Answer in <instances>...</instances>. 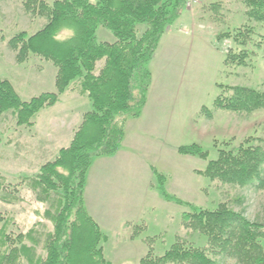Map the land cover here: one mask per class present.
I'll list each match as a JSON object with an SVG mask.
<instances>
[{
  "label": "trees",
  "instance_id": "1",
  "mask_svg": "<svg viewBox=\"0 0 264 264\" xmlns=\"http://www.w3.org/2000/svg\"><path fill=\"white\" fill-rule=\"evenodd\" d=\"M184 1L22 0L25 13L45 22L32 34H13L7 45L18 63L30 56L50 61L55 67L54 89L23 100L8 79L0 78V124L11 117L16 128L28 130L37 114L56 104L67 91L88 98L91 108L52 160L42 163L36 173L20 176L34 199L44 204L42 218L52 227L43 231L33 226L14 233L8 228L14 223L8 213L0 226V264H107L102 253L106 235L84 203L87 173L96 157L113 155L120 148L126 120L140 114L151 82L149 63ZM239 1L246 23L217 33L226 42L228 68L246 66L250 44L261 47L264 43V0ZM100 26L113 34V41L97 39ZM254 37L262 40L256 42ZM214 107L258 111L264 109V91L221 85ZM223 145L200 173L220 183L253 185L264 191V138ZM178 151L207 158L197 143L181 145ZM4 185L7 189L8 184ZM159 188L164 198L185 208L181 227L200 234L204 244L176 237L163 254L156 255L151 251L152 238H147L148 251L137 264H264V223L250 221L226 202L213 208L198 207Z\"/></svg>",
  "mask_w": 264,
  "mask_h": 264
},
{
  "label": "rangeland",
  "instance_id": "2",
  "mask_svg": "<svg viewBox=\"0 0 264 264\" xmlns=\"http://www.w3.org/2000/svg\"><path fill=\"white\" fill-rule=\"evenodd\" d=\"M21 2L0 0V78L8 79L20 98L28 100L41 92L53 91L55 67L36 56L18 63L8 47L7 41L13 34H32L45 22L25 13ZM243 10L239 0H201L191 9L181 8L171 27H181L189 33L185 49L177 62H172L169 50L165 55L162 44L159 65L158 61L153 64L158 80L153 95L159 97L158 93L167 89L166 109L158 108L155 117L150 113L139 121L128 118L124 125L128 153L89 167L88 172L92 169L88 181L96 187L93 185L95 193L90 190L89 194L100 208L98 219L106 235L102 253L107 264H137L148 251L147 238H152L151 251L156 255L163 254L176 237L195 245L204 244L200 234L181 228L185 208L164 198L159 186L191 205L213 208L226 202L234 210L243 211L250 221L264 223V191L253 185L220 183L200 173L224 142L236 146L247 138H256V142L264 138V109L248 113L214 107L221 85H243L264 91V43L261 47L250 44L252 53L246 66L228 68L224 63L226 42L217 33L245 24ZM191 29L194 33L190 37ZM96 34L100 41L114 40L104 27H98ZM261 40L254 37L256 42ZM169 63L173 70L165 68ZM62 104L65 106L67 101ZM52 121L56 127L43 134L41 128L48 130L47 123ZM36 122L31 130L16 128L11 117L0 124V216L4 217L0 226L11 213L14 223L8 228L14 233L26 232L33 226L37 230L51 229V223L42 218L44 204L34 199L19 181L20 176L32 175L42 163L52 160L57 150L69 143L67 139L72 134L67 130L76 128L81 121L74 126L76 114L57 109L43 111ZM192 143L207 152L206 159L178 151L181 145ZM104 182L123 192L116 194L115 204L100 195ZM4 184H8L7 189Z\"/></svg>",
  "mask_w": 264,
  "mask_h": 264
},
{
  "label": "crops",
  "instance_id": "3",
  "mask_svg": "<svg viewBox=\"0 0 264 264\" xmlns=\"http://www.w3.org/2000/svg\"><path fill=\"white\" fill-rule=\"evenodd\" d=\"M193 33H194V30L191 29L190 37L193 35ZM187 34H189V33L186 32L181 27L178 29H175V28H172L170 26L168 28V30L161 36L159 43H158V46H157V49H156V52H155L153 58L151 59V61L149 63V69L151 71V82H150V86L148 88L146 102H145V104L141 110V113L137 117L130 118V120H128V121H132V122L139 121L143 117L148 116L150 113H153L154 117H155L156 110L158 108L161 110L166 109L164 98L166 96L167 89H165L163 93L159 92L158 93L159 97H156L155 95H153V90L158 89V80H156L155 75H154L153 64L156 61H158L157 65H159L158 59L162 55V52L160 50L162 44H164V46H165V49H164L166 51L165 55L167 54V51L169 50V54H170L171 58L173 59L172 62H177V60L179 59V56H181V54L183 53L182 51L185 49V42L187 39ZM165 68H169V69L173 70L174 66L172 63H169V64H166ZM64 101H67V104L65 106H64V104H62V103H64ZM166 102H167V100H166ZM80 103H83V104L79 105ZM85 105H86V107H85ZM90 108H91V104H90V101L88 100V98L80 95L79 93H76L75 91H67V92L62 94V96L60 97V100L56 104H54L53 106L42 109L37 114V116L35 118L34 126L32 128H29L28 130H31L37 126L36 119H37V117H39V115H41V113L43 111L45 112V111H50V110L63 109V111L66 113H69V114L74 113V114H76V118H77V122L74 124V126H76L78 124V122L81 121L83 113L87 110H90ZM47 126H48V130H46V128H41V130H43V134H45V135L49 134L50 129L56 127V123L54 121H52L50 124L47 123ZM61 128L63 129V127H61ZM76 128H74L72 130H67V131L70 134H72ZM126 137H127V133L124 131V137H123L120 148L113 155L96 157L94 159V161L92 162V167H93L94 163L97 161H102L103 163L110 162V161L114 160L115 157L119 156V154L128 153L129 146L127 145ZM70 139H71V135H70V137H68L67 142H69ZM41 140L45 144V139L42 138ZM92 167H91V169H92ZM91 169H90V172H88L87 177H86V183H85V187H84V203H85V207H86L89 215L94 219V221L98 224L99 228L103 231L102 224H101L100 220L98 219V213H100L99 212L100 208L97 207L96 204L94 203V196L89 194L90 190H91V193H93V194L95 193V191L92 188L94 184L89 183V181H88V179H89L88 175L89 174L91 175ZM104 184H105V186L101 189V191H103V192H100V195L102 196V198L108 200L110 202V204H115L116 194H122L123 192L116 190L115 186L112 185L111 183L106 184L104 182ZM94 188L96 189L95 185H94ZM110 213L113 214L114 212H110Z\"/></svg>",
  "mask_w": 264,
  "mask_h": 264
},
{
  "label": "built area",
  "instance_id": "4",
  "mask_svg": "<svg viewBox=\"0 0 264 264\" xmlns=\"http://www.w3.org/2000/svg\"><path fill=\"white\" fill-rule=\"evenodd\" d=\"M196 1L197 0H187V4L190 5V4H192V3L196 2Z\"/></svg>",
  "mask_w": 264,
  "mask_h": 264
}]
</instances>
